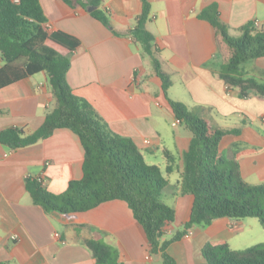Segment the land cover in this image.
Returning <instances> with one entry per match:
<instances>
[{
	"label": "crops",
	"instance_id": "crops-1",
	"mask_svg": "<svg viewBox=\"0 0 264 264\" xmlns=\"http://www.w3.org/2000/svg\"><path fill=\"white\" fill-rule=\"evenodd\" d=\"M148 1L151 11L146 28L155 38L163 71L171 77L168 97L214 128L239 129L238 136L224 140L223 156L239 164L247 184H264V98L254 91L243 98L239 89L229 88L221 80L215 30L199 19L203 10L216 4L230 34L239 37L249 24L257 22V30L264 29V0ZM100 2V8L109 14L111 28L89 11L71 8L63 0H40L49 31H62L81 42L74 53L50 40L47 45L70 57L67 82L74 94L88 101L115 134L131 139L147 164L157 165L161 159L157 166L169 181L163 197L176 211V221L167 230L171 236L182 230L193 209L194 196L180 194L183 158L193 135L174 125L177 118L161 80L155 71L146 72L151 58L130 34L142 14V0ZM3 66L0 52V69ZM245 71L264 82V58L246 64ZM55 106L45 73L2 89L0 132L18 128L32 134ZM165 151L177 159L172 174L166 173ZM84 158L79 137L69 129H59L38 144L15 151L0 143L1 264H96L86 245L95 235L119 252L123 264H162L160 256L150 254L124 201L107 202L70 216L47 213L33 202L26 189L28 177L40 179L51 193L61 194L71 181L83 178ZM245 229L246 220L221 219L196 226L188 237L170 245L168 253L177 264H207L202 252L208 244L225 241L235 251H243L232 244Z\"/></svg>",
	"mask_w": 264,
	"mask_h": 264
},
{
	"label": "trees",
	"instance_id": "trees-1",
	"mask_svg": "<svg viewBox=\"0 0 264 264\" xmlns=\"http://www.w3.org/2000/svg\"><path fill=\"white\" fill-rule=\"evenodd\" d=\"M71 8L88 11L103 25L111 28L108 12L100 0H63ZM142 14L131 31L133 39L151 58L155 75L175 117L184 123L193 137L184 154L180 194L193 195L190 220L182 230L168 236V227L176 221V211L163 197L169 181L157 165H149L135 143L115 134L85 99L74 94L67 82L70 57L47 45L52 41L74 53L79 39L62 31L50 32L40 0H0V52L4 66L0 69V90L39 73L49 77L56 106L34 133L18 128L0 132V143L15 151L38 144L59 129H69L80 139L85 151L83 178L71 181L65 192L51 193L38 178L28 177L26 189L33 202L47 213L74 215L96 209L104 203L121 200L128 204L140 226L151 255L160 256L162 264H177L168 253L170 245L188 237L196 226L229 219L233 223L256 218L264 229V184L253 186L242 180L239 164L223 156L224 140L238 136L239 129L224 131L207 120L193 116L187 107L168 97L171 77L163 71L157 57L155 38L147 30L151 5L142 0ZM199 19L209 22L216 33L219 77L229 88L239 89L243 98L254 91L264 98V82L250 77L245 66L264 58V29L255 24L242 28L241 36L230 34L216 4L206 8ZM115 35H118L115 32ZM166 173L177 169V159L164 153ZM96 264H123L119 252L96 235L86 241ZM207 264H264V243L243 251L233 250L225 241L205 246ZM1 264V263H0Z\"/></svg>",
	"mask_w": 264,
	"mask_h": 264
},
{
	"label": "rangeland",
	"instance_id": "rangeland-1",
	"mask_svg": "<svg viewBox=\"0 0 264 264\" xmlns=\"http://www.w3.org/2000/svg\"><path fill=\"white\" fill-rule=\"evenodd\" d=\"M146 72L148 73L154 72V67L151 59H148ZM188 111L190 112L189 109ZM179 129H186L189 132H191L184 123L182 125L179 124ZM158 163H161V159L158 160L157 165H159ZM163 173H164L163 175L165 176V172ZM65 216H70V215H65ZM263 243H264V229L261 226L259 220L256 218H248L246 219V229L236 235L232 245L233 247H240L238 249L245 250L255 245L263 244Z\"/></svg>",
	"mask_w": 264,
	"mask_h": 264
},
{
	"label": "built area",
	"instance_id": "built-area-1",
	"mask_svg": "<svg viewBox=\"0 0 264 264\" xmlns=\"http://www.w3.org/2000/svg\"><path fill=\"white\" fill-rule=\"evenodd\" d=\"M255 27H256V28H260L259 23L256 22V23H255ZM179 124H181V121L177 119L176 122L174 123V125L176 126V125H179ZM146 143H149V142L147 141ZM13 240H18V237H17V236H14V237H13Z\"/></svg>",
	"mask_w": 264,
	"mask_h": 264
},
{
	"label": "water",
	"instance_id": "water-1",
	"mask_svg": "<svg viewBox=\"0 0 264 264\" xmlns=\"http://www.w3.org/2000/svg\"><path fill=\"white\" fill-rule=\"evenodd\" d=\"M97 8L96 7H90L89 9H88V11L90 12V13H92L93 11H95Z\"/></svg>",
	"mask_w": 264,
	"mask_h": 264
}]
</instances>
